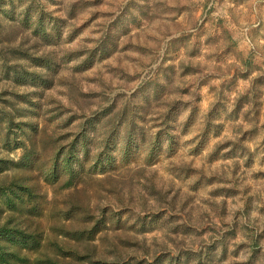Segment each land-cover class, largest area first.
Returning a JSON list of instances; mask_svg holds the SVG:
<instances>
[{"label": "rangeland", "instance_id": "1", "mask_svg": "<svg viewBox=\"0 0 264 264\" xmlns=\"http://www.w3.org/2000/svg\"><path fill=\"white\" fill-rule=\"evenodd\" d=\"M4 229L0 264H264V0H0Z\"/></svg>", "mask_w": 264, "mask_h": 264}, {"label": "trees", "instance_id": "2", "mask_svg": "<svg viewBox=\"0 0 264 264\" xmlns=\"http://www.w3.org/2000/svg\"><path fill=\"white\" fill-rule=\"evenodd\" d=\"M169 129L167 128V129H165V131L170 135V137H171V145L173 144V138H172V135L169 133V131H168ZM160 138H161V134L159 133L158 134V136H157V140L154 142V146H153V148L157 145L159 148H161V142H160ZM129 144V143H128ZM154 150V149H153ZM31 151V150H30ZM126 152L128 153V154H130L131 153V149H130V144L128 145V148H126ZM125 152V153H126ZM31 153L33 154V152L31 151ZM69 156L66 158V163H67V167H68V169H69V177H68V179H66V181H65V184H66V187L67 186H71V185H73L74 184V180L75 179H77V177H78V173L76 172V170L73 168V163H74V160H72V158H73V156L75 157V158H77V156H76V152H74L73 150H71V152L68 154ZM58 158H59V153L57 154V156H56V158L52 161V166H51V168H50V170H51V175H50V177H49V180L51 181V182H54L55 180H56V178L59 176V174H60V171H59V166H58ZM79 166H80V164H79ZM80 168V167H79ZM82 170H83V167H82ZM50 181H48V182H50ZM50 182V183H51ZM17 184L18 183H15V184H13L9 189H8V191L7 192H9V195H7L8 196V198H9V200H10V202L11 203H15L16 201V199H18V200H20V201H24V197L25 196H23V191L20 189V187H16L17 186ZM22 186V185H21ZM24 189H25V187L24 186H22ZM27 196L30 198V199H32V197L31 196H33L30 192H27ZM27 197V198H28ZM14 233L12 232V231H10V230H7V229H4V230H0V237H6V238H14ZM33 240H34V242H35V244L36 245H38V244H40V241H39V239L37 238H33ZM27 241H26V239H25V243H26ZM3 257H7L8 255H6V254H3L2 255Z\"/></svg>", "mask_w": 264, "mask_h": 264}]
</instances>
